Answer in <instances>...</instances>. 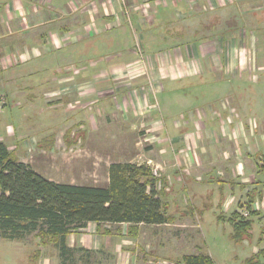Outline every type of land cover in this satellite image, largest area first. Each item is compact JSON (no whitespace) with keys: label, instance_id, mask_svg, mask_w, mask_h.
Masks as SVG:
<instances>
[{"label":"crops","instance_id":"1","mask_svg":"<svg viewBox=\"0 0 264 264\" xmlns=\"http://www.w3.org/2000/svg\"><path fill=\"white\" fill-rule=\"evenodd\" d=\"M220 3L217 0H0V99L4 100L3 104L9 99L16 100L19 108L23 104L16 98L18 89L51 91L54 96L51 104L54 105L49 109L53 111L41 110L40 113L49 115L48 123L62 116V126L66 127L62 137L66 143L63 151L57 150L59 135L51 136L48 133L52 130L45 128L37 129V132L33 128L31 131V125L21 116L18 121L14 118L17 122L15 125L0 126V141L19 161L29 164L40 175L25 157L27 151L38 150L37 146L41 149L40 154L49 155L55 164L59 162L70 167L75 160L87 161L88 154L95 150L84 145L78 146L93 134L91 129H87L93 114V111L88 112L87 106L97 103V112L106 109L105 112L111 110L115 114L121 113V123L129 125L135 104L131 94L144 89L145 94L141 96H146L151 106L154 102L158 103L160 117L150 116L149 120H143L146 130L140 133L156 139L146 150L151 153L148 159L153 161L152 164L160 167L162 176L158 174L157 167L151 165L159 177L157 185L160 199L166 213L172 217L171 222L164 224H138L132 235L123 229L124 226L127 228L126 224L97 225L87 222L65 235L62 255L60 243L54 237L35 235L36 245L31 247L30 254L24 253V264H170L171 254H168L166 247L168 241L163 237L164 232H159L162 226L173 224L176 217L184 212L196 213L194 202L203 204L204 210L214 209L216 205L225 211L222 206L227 202L228 194L234 195V191L248 187L224 177L227 166L234 167L236 175L241 176L239 171L247 173V162H251L249 157H243L244 154L241 155L240 151L238 154L237 150L233 161L227 145L233 139L238 148L243 141H247L242 148H248L249 155L258 156L264 161V125L254 129L257 136L236 124L228 127L227 116H216L209 112L212 101L204 100L202 108L194 109V102L180 95L185 93L184 88L180 89L181 83L191 78L203 80L206 75L217 73L209 65L214 53L209 52L208 43L214 25L219 20L216 8L217 5L222 6ZM229 6V2H225L220 9ZM138 53H143L140 58H137ZM188 54H193L201 62L199 71L185 72ZM141 59L143 65L139 64ZM212 59L217 61L215 56ZM134 64L137 65V73L142 76L129 77L128 84L117 85L120 71L126 70L125 73L130 75L132 71L127 68ZM70 67L73 68L71 72ZM227 67H223L225 72H229ZM219 69H222L221 65ZM68 72L75 76L70 88L81 86L75 90L91 89L89 95L78 94L82 102L74 107L69 101L74 94L71 91L63 92V86L66 85H59L62 78L69 77ZM45 74L49 77L47 82L41 80L47 78ZM104 75L109 78L103 80ZM30 76L33 83H25ZM85 84L90 87L86 86L88 89H85ZM216 86L211 89L216 91ZM59 90L63 93L59 94ZM115 94L114 102L110 103L107 97ZM33 95L28 96L32 99ZM88 96L92 99L88 100ZM95 96L97 101L94 100ZM61 99H68L66 103L69 110L63 115L55 112L64 105ZM26 105L35 106L33 102ZM20 111L23 117L27 116L21 109L15 112L18 114ZM176 111L178 114L174 115ZM9 114L11 116L13 113L9 111ZM146 114L148 116L149 112ZM4 115L1 109L0 120L5 118ZM69 121L72 123L66 126ZM77 125L85 129L73 128ZM34 136L40 138L33 141ZM254 139L257 145L255 142L253 145ZM153 146H157L158 151ZM168 146L172 154L178 157L176 160H180L178 165H172L166 157L170 154ZM17 149H20V154L16 152ZM113 162L118 161H105L102 184L91 183L87 173L77 176L67 174L63 179H47L59 183L106 186L109 180L108 166ZM96 163L94 161L93 164ZM218 165H221V171ZM261 171L264 173V168ZM213 172L219 177L223 176L222 179L210 178ZM215 180L219 186L217 196L213 192L215 187H205V184ZM255 187L252 185L247 194L254 192L256 199L259 193ZM211 198L217 204H211ZM255 199L251 206H254ZM171 203L176 206L183 204L185 208H181V213L177 207L174 211ZM253 209L258 210L255 207ZM124 238L132 241L125 243ZM14 242L16 250L27 248L19 241ZM78 253L80 255L75 257ZM177 260L179 262L181 259Z\"/></svg>","mask_w":264,"mask_h":264},{"label":"rangeland","instance_id":"2","mask_svg":"<svg viewBox=\"0 0 264 264\" xmlns=\"http://www.w3.org/2000/svg\"><path fill=\"white\" fill-rule=\"evenodd\" d=\"M217 1H219V3L221 2L220 5L222 4V6L217 5L216 15L219 20L218 23L214 25L213 34L208 43L209 52L214 53L212 58L215 56L217 60L213 61L211 58L209 65H212L217 73L215 75H206L205 78L203 77L205 80L191 78L186 82L179 83L180 89L183 90L184 88L185 92L180 95L191 99L192 102H194V109L202 108L201 103H203L204 100L212 101L211 103L214 106L212 105L211 109L208 108L210 113L216 116L218 114L225 115V117L227 116L226 125L228 127L236 124L237 127L241 126L244 131L248 130L249 132H253L254 136H257L254 129H258L260 126L264 125V0ZM225 2L226 4L229 2V8L220 9L224 6ZM221 18L227 19V21H222ZM140 54L142 55L143 53H138L137 58H140ZM188 55L189 58L185 59L187 65L185 72L188 71L187 73H192L199 71L201 69V62L199 59L194 57L193 54ZM143 63L144 61L139 64L143 65ZM220 65L222 69L217 70ZM225 65L228 66L229 72L223 70ZM136 66L137 65L134 64V66L132 65L127 68V70L132 71L130 75L125 73L126 70L120 71L121 74L118 75L120 79L117 85L124 86L128 84L129 77H139L140 73H137L139 71ZM72 70L73 68L70 67L69 71L71 72ZM45 75L47 77V74ZM184 75H186V73ZM68 76V78H62L59 85H66L63 86V92L71 91L74 94L72 98L69 99V101H71V107H74L82 102L78 94L86 93L89 95L91 89L87 88L90 87L88 84L83 86L88 90H75L76 87L79 88L81 86H75L73 89L70 88L72 86L70 84H74L75 82V76L70 75L69 72ZM107 78H109L108 75L102 77L103 80ZM41 80L47 82L49 77ZM28 82L29 84L33 83L31 76L25 80V83ZM34 83L37 82L34 81ZM215 85H217V90L213 91L211 88ZM152 90L154 91V87ZM61 91L62 90H59L58 93H63ZM144 92V89L136 90L131 94L133 96L132 101L135 104H133L134 106L132 108V110H134L132 114L133 119L129 125L125 122L121 123V120H123L121 113L115 114L112 113L111 110L110 112H105L106 109H100V112H97L95 107L97 103H94L92 106H87V108H89L88 112L93 111L90 117V126L87 128L88 130L91 129L93 134L85 139L83 144H78V146L84 145L95 150L94 153L88 154L87 161L75 160L70 167L66 166V164L65 166L62 164L60 165L58 164L59 162L55 164L51 161L49 155L40 154L41 149L38 146V150L33 149L27 151L25 157L31 161L33 167L45 178L63 179L67 174L77 176L82 173H87L88 179H90L89 181L94 184L104 183L105 169L103 165L107 160L139 164H148L147 161H150V166L153 165V167L156 168L157 166L152 164L153 161L148 159L151 153H147L146 150V147L155 143L156 139H154V137L150 138L146 137V135H141L140 132L143 129L146 130V127L143 126V120H149L150 116L160 117V108L157 102L152 103L153 105L151 106L149 104L150 102H147V97L141 96V94H145ZM31 94H34L32 99L28 96ZM41 95L43 97H40ZM134 95H136V98H134ZM52 96L53 94L51 91L31 88L18 89L16 98L23 104L19 108L17 107L16 100L12 101L9 99L8 102L6 101V104H3L4 100L0 99V110L2 109V113H5V115L7 113V117L4 115L5 118L0 120V126H4L5 124L15 125L17 123L15 119L18 121L21 116L23 120L29 122L31 131L34 130L33 128L36 129V132L37 129L42 130L45 128L46 130H52L48 133L51 136L55 134L59 135L60 137L57 138V150L63 151L66 142L62 135L66 127L62 126V116L55 117L54 122L48 123L49 115L40 113L41 110H46L45 112L53 111L49 109L54 105V103L51 104V99L54 97ZM116 96V94L111 95L107 97V99L112 103ZM87 99L90 100L92 97L88 96ZM67 100L61 99L64 105L60 109L58 108L55 111L56 113H61L62 115L67 113V110H69L67 109ZM94 100L97 101L96 96ZM98 100L100 99L98 98ZM29 102H33L35 106L26 105ZM207 107L208 106H206V108ZM17 109L24 111V114L27 116L23 117L21 111L17 114V112H15ZM9 111L13 113L11 116ZM223 111L225 113H223ZM147 112H149V115L145 116ZM177 114L178 111L174 113V115ZM64 117L66 118L67 115ZM46 123L48 124L46 125ZM71 123L72 121L67 122L66 126ZM73 128L79 130L85 129V127H79L78 125ZM38 138L40 137L34 136L33 141H37ZM246 142L247 141H243L242 145L236 148L235 146H237V143L232 139L227 145V148L230 149V155L233 161L235 155L237 153L239 154L240 151V154H244L243 157H249L251 162H247V173L243 170L239 171L241 176L236 175L234 167L229 168L227 166L228 171L224 177L239 185H247L248 187L243 186L245 187L244 189H238L237 192L234 191V195L228 194L227 202L222 206L225 211L220 210L219 207H215L216 205L214 209L208 208L204 210L203 204L201 205L199 202H194L193 204L197 206L196 213L193 211L191 213L184 212L176 217L173 224L162 226L161 229L158 227V229H160L159 232H164L163 237L168 241L166 247L168 254H171L170 264H179L177 259H181L182 255L186 254H207L213 259L215 264H244L243 262L246 258L250 257L259 247L263 246V242L258 243L257 238L260 228H264V173L261 171V169L264 168V164H262L264 161L260 160L258 156L249 155L250 150H248V148H242V146H246ZM33 144H35V142ZM254 144L257 145L256 139L253 140V145ZM153 148L158 151L157 146H153ZM24 149L26 148H23V150ZM168 149L170 154H167L166 157L170 159L172 165H178L180 160H176L178 157L176 158L172 154L170 146H168ZM235 150H237V153H235ZM19 151L20 149H17L16 152ZM94 161L97 163L93 164ZM218 167H220L219 169L221 171V165H218ZM159 169L160 167H157V172L162 176ZM218 177L219 176L213 172L210 178ZM222 177L219 178L222 179ZM167 179L169 181L170 177L168 176ZM216 181L217 180L212 182L213 184L211 182L208 185L205 184L206 188H216L213 190L215 196H217L216 192L219 187ZM252 185H256L255 189L259 194L257 193L258 196L255 199V193H251L253 199H255V204L251 207L257 208L259 213L256 215H245L247 218H253L250 230L251 235L248 238L246 235H241L243 241H235V239L231 237L232 227L227 218L230 217L235 208L240 207L239 204L244 205L246 203L250 195L247 194V192L248 189H251ZM156 188L158 190L159 186L157 185ZM211 204H217L214 198H211ZM176 207L178 211L180 209V213L182 212L181 208H185L183 204L176 206L171 203L172 210L175 211ZM123 229H126L125 226ZM36 233L37 231L26 233L22 238L13 241L0 237V264H24L22 261L23 257H25L24 253L30 254L31 247L34 248L36 245L34 244L36 243ZM14 241L23 243L27 248H24L25 250H20V248L16 250ZM123 241L127 243L132 240L125 239ZM79 255L78 253L75 257ZM159 264L164 263L161 262Z\"/></svg>","mask_w":264,"mask_h":264},{"label":"trees","instance_id":"3","mask_svg":"<svg viewBox=\"0 0 264 264\" xmlns=\"http://www.w3.org/2000/svg\"><path fill=\"white\" fill-rule=\"evenodd\" d=\"M106 186L76 185L49 180L29 164L19 161L0 141V237L15 240L26 233L54 237L64 254L65 235L87 222L126 224L128 235L138 224L159 225L172 221L156 188L159 177L146 163L114 162L108 166ZM252 194L227 218L231 237L243 241L251 235L253 218L259 212L251 207ZM247 214V215H248ZM263 242L244 264H264V228L258 233ZM179 264H215L207 254L183 255Z\"/></svg>","mask_w":264,"mask_h":264},{"label":"built area","instance_id":"4","mask_svg":"<svg viewBox=\"0 0 264 264\" xmlns=\"http://www.w3.org/2000/svg\"><path fill=\"white\" fill-rule=\"evenodd\" d=\"M149 162H150V161H147L148 165L150 164ZM153 172H154V174H155V171H154V170H153ZM241 212H242L243 215H247V214H248V210H247L246 208H242V209H241Z\"/></svg>","mask_w":264,"mask_h":264}]
</instances>
